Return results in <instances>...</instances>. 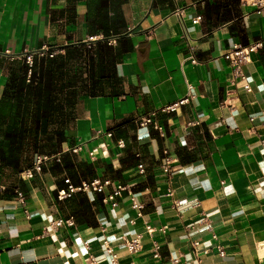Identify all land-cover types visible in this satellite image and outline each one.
<instances>
[{"label":"crops","instance_id":"crops-1","mask_svg":"<svg viewBox=\"0 0 264 264\" xmlns=\"http://www.w3.org/2000/svg\"><path fill=\"white\" fill-rule=\"evenodd\" d=\"M179 7L189 40L174 13ZM258 40L262 47L244 67L246 90L225 53ZM105 41L119 50L118 83L79 103L74 141L63 147L83 142L76 155L98 162L96 177L128 184L146 207L135 208L124 191L117 206L100 207L97 226H55L67 218L56 195L67 173H20L25 201L0 198V264H91V255L110 264L103 236L120 264H264V10L241 0H0V101L8 65L24 53L55 47L63 54ZM188 91L177 111L161 110ZM156 110L161 131L135 122ZM119 126L127 138H115ZM165 149L174 158L170 179L161 168ZM106 164L121 169V178ZM140 233L139 249L130 252L126 240Z\"/></svg>","mask_w":264,"mask_h":264},{"label":"trees","instance_id":"trees-1","mask_svg":"<svg viewBox=\"0 0 264 264\" xmlns=\"http://www.w3.org/2000/svg\"><path fill=\"white\" fill-rule=\"evenodd\" d=\"M117 50L105 41L89 47L70 46L65 53L52 57L36 55L31 66L25 58L9 63L0 101V198L17 196L18 191L26 196L28 188L19 175L33 166L35 155L54 154L64 143H73L71 127L79 103L85 97L114 90L112 84L118 83ZM120 126L115 138H127ZM178 155L182 161L188 160L183 149ZM97 166V161H82L74 153H64L61 161L49 163L41 173L66 172L63 181L68 176L78 185L96 177ZM106 169L113 178H121V169L112 164H106ZM7 172L9 176L3 178ZM93 193L90 198L88 193L77 191L60 200L65 216L73 217L75 224L97 226V212L104 204L102 194Z\"/></svg>","mask_w":264,"mask_h":264},{"label":"built area","instance_id":"built-area-1","mask_svg":"<svg viewBox=\"0 0 264 264\" xmlns=\"http://www.w3.org/2000/svg\"><path fill=\"white\" fill-rule=\"evenodd\" d=\"M241 1L244 4L254 7L258 11L264 10V0H241ZM174 13L177 15L182 25V36L187 40H189L190 34L186 26L187 13L185 11V8L179 7L174 11ZM201 18H202L201 15H197L192 20L194 23H198L201 20ZM262 45L263 42L261 40L250 42L248 44L235 43L225 53V57L227 58L230 64L232 74L234 75L235 78L238 79L239 83H242L243 87L246 90H250L251 86L247 80L244 67L249 61H251L252 53L256 52L260 47H262ZM57 51L58 49L55 47H43L42 49L33 50L24 53L21 58H25L26 62L31 66L33 64L34 56L38 55V56L52 57L56 54ZM187 85H188V89L192 88V84L188 83ZM191 96L192 94L188 91L186 95H184L177 101H174L172 103L166 104L163 107H161V110L167 112L177 111L184 104L189 102ZM156 115H157V110L151 112L150 114L144 117L137 119V122L140 125L153 124L156 129L161 131L162 127L158 125L154 119ZM97 132L100 133L101 131L98 130ZM106 135L108 137H111L112 132L108 131L106 132ZM261 144L264 146V138L261 139ZM118 145L123 146V141L120 140L118 142ZM101 146L104 147L105 145L102 144ZM83 147H84V143L80 142L72 146H65L61 149V151L54 154H41V153L36 154L34 158L33 166L22 171L21 177L23 179L33 178L35 174L41 173L44 167L47 166L49 163L61 161L62 154L64 153L79 154L83 150ZM96 150L97 149H94L89 152V156L92 159L96 158V153H97ZM173 162H174V158L172 157L171 153L167 149H165L161 168L164 176L167 179H170L172 173L175 170ZM138 171L140 173L145 172V166L143 162L138 163ZM64 181L66 183V186L58 190L57 198L59 200H64L77 191H82L84 193L97 192L102 194L103 204L117 206L119 204V199L123 196V192L128 191L130 194L131 202L135 208H138L140 210L146 207V203L143 201H139L137 199L135 193L131 191V188L128 184L116 182L110 178L94 177L91 180H82L81 183L78 185L74 184L69 177H65ZM172 193L173 190L172 188H170L167 194L172 195ZM17 197L21 199L23 202L25 201L26 198L21 191H18ZM174 205L178 206L179 203L175 201ZM64 224L72 226L75 224V221L73 217H67V218L60 217L52 221V225L55 226H61ZM146 228L148 230H153V228L150 227L149 225ZM141 237L142 234L140 233L136 235L134 238L126 240V246L130 252H135L139 249ZM101 243L105 250V253L107 254L109 263L120 264V258L118 256V253L115 250L114 246L111 244L109 238L107 236L101 237ZM85 244L88 245V241H85ZM193 244L196 246L198 242L195 241ZM217 249L221 256L225 255L226 252L222 246L220 245L217 246ZM90 262L91 264H96V257L91 255Z\"/></svg>","mask_w":264,"mask_h":264}]
</instances>
